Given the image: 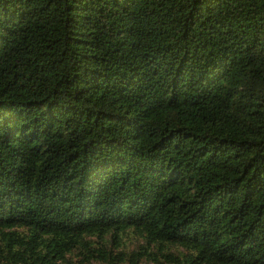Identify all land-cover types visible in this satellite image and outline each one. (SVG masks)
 Segmentation results:
<instances>
[{
    "label": "trees",
    "instance_id": "1",
    "mask_svg": "<svg viewBox=\"0 0 264 264\" xmlns=\"http://www.w3.org/2000/svg\"><path fill=\"white\" fill-rule=\"evenodd\" d=\"M143 262L264 264V0H0V264Z\"/></svg>",
    "mask_w": 264,
    "mask_h": 264
},
{
    "label": "rangeland",
    "instance_id": "2",
    "mask_svg": "<svg viewBox=\"0 0 264 264\" xmlns=\"http://www.w3.org/2000/svg\"><path fill=\"white\" fill-rule=\"evenodd\" d=\"M132 240H134V238ZM133 245H135V244L134 243H131V246H133ZM143 264H148V263L147 262H143Z\"/></svg>",
    "mask_w": 264,
    "mask_h": 264
}]
</instances>
